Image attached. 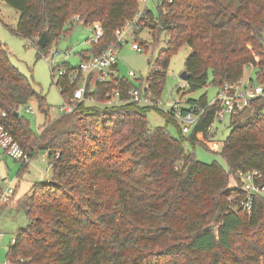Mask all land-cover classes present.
<instances>
[{"label":"trees","instance_id":"obj_1","mask_svg":"<svg viewBox=\"0 0 264 264\" xmlns=\"http://www.w3.org/2000/svg\"><path fill=\"white\" fill-rule=\"evenodd\" d=\"M3 1L20 12L16 33L37 47L38 56L47 55L75 24L101 22L103 37L80 52L81 61L115 43L116 32L139 11V0ZM158 11L155 16L146 10L148 20L140 27L149 28L153 41L139 36L135 40L147 49L165 35L167 48L150 60L152 71L138 78L140 86L147 82L161 97L171 59L186 46L191 49L185 58L190 78L186 89H178L182 98L209 84L220 89L238 82L247 65L257 69L256 84H264V0H165ZM74 16L79 21H73ZM46 30L49 44L43 47L37 41ZM60 66L52 68L54 78ZM62 68L65 74L56 84L64 99L71 98L79 86V77L72 80L71 76L79 65L64 62ZM134 87L138 86L128 77H112L94 88L89 84L86 94L102 105L107 94L119 91L127 99ZM34 99L47 118L39 135L20 112ZM187 102L206 108L188 140L193 146L210 147L208 142L216 134L210 128L219 105L207 107L206 94ZM49 109L46 98L12 63L7 45L0 40V122L31 159L44 150L53 162L52 178L35 182L16 200L29 222L16 232L7 260L264 264V197L256 198L250 212L230 209L229 202L239 192L231 187L238 172L258 170L264 184V97L231 116L229 135L219 141L228 169L216 161L198 160L187 151V139L173 136L167 127L152 128L149 109L139 103L95 106L82 101L73 112L53 119ZM33 139L37 141L32 144ZM27 166L22 164L19 174Z\"/></svg>","mask_w":264,"mask_h":264},{"label":"rangeland","instance_id":"obj_2","mask_svg":"<svg viewBox=\"0 0 264 264\" xmlns=\"http://www.w3.org/2000/svg\"><path fill=\"white\" fill-rule=\"evenodd\" d=\"M140 7L141 9H145V4L140 3ZM148 8L153 11L155 16H158V0H151ZM19 17L20 12L18 10L0 0V40L7 45L12 63L19 68L22 74L31 79L35 90L46 98L50 106L49 115L53 119L59 115L57 107L64 104L65 99L62 97L56 84L59 72L56 70L54 78L52 68L59 67L60 65V68H62L64 62L71 66L79 65L81 62L80 52L88 49L91 45L93 29L91 26H86L83 23L75 24L71 32L64 35L58 43H54L51 49V51H57L54 55H51L49 52L47 55L38 56L37 47L30 40L16 33ZM136 36L149 42L153 41V36L148 27L141 28L138 33L136 31ZM127 38L128 42L124 43L120 49L118 69L121 76L124 77H130L129 71H134L136 77H130V79L139 87L138 78H146L152 71L150 60L155 59L161 50L167 48L168 38L162 35L157 45L149 46L147 49L143 48L142 51L132 49V44L136 37L128 34ZM190 51L189 47H183L171 59L166 85L161 95L162 109L167 106L168 102L181 98L178 92V88L183 82L180 75L185 70V58ZM256 59L259 61L258 56H256ZM256 70V67L253 65L245 67L242 77L244 85L256 84ZM218 91L217 87L209 84L202 89L187 94L184 99H196L206 94L207 99L212 101L217 97ZM88 105L102 106L104 104L99 105L88 102ZM139 106L149 109L148 120L152 128L158 126L167 127L173 136L178 138L182 136L187 139L184 143L187 151L194 152L198 160L206 163L216 161L225 169H228L225 158L219 153L222 146H220L219 151H214L211 147H207L201 143L193 146L188 140L190 134L182 133L180 128L169 120L166 112L165 114L164 111L157 110L158 108L150 110L148 105L141 103ZM28 107L31 109L28 110ZM20 112L30 121V126L37 135L43 132L47 118L40 110L37 99L28 103L26 108H21ZM230 118V115L227 114L222 121L216 120L213 124V129H216L214 137L216 141L223 142L228 137ZM36 141V139H33L32 144ZM5 160L6 162L0 160V170L7 178L3 182V186L13 183L17 191L15 200L5 208L0 209V234L3 233L2 236L0 235V264H6L7 251L15 239L16 232L21 228H25L29 222L25 211L16 206V200L28 193L35 182L50 180L53 175L48 159V151L39 150L37 155L30 160L28 166L22 170L21 174H19V171L22 167V162L15 161L12 158H6ZM231 184H234L233 179L231 180Z\"/></svg>","mask_w":264,"mask_h":264},{"label":"built area","instance_id":"obj_3","mask_svg":"<svg viewBox=\"0 0 264 264\" xmlns=\"http://www.w3.org/2000/svg\"><path fill=\"white\" fill-rule=\"evenodd\" d=\"M150 1L151 0H139V11L132 20L128 21L124 27L116 32L115 43L106 48L102 54L92 56L88 60H82L80 62L79 68L71 76L72 80L79 77V86L74 91L73 97L66 98L64 104L57 107L59 112L58 116L73 112L77 103L82 101L97 103L93 96H87L86 94L89 84L94 88L98 82L103 83L112 79V77H121L118 69L120 49L124 43L128 42V34H132L133 37H136V31H139L140 27H142L148 20L145 14L146 10L149 9L148 4ZM164 1L165 0H158V5L162 4ZM168 1L172 2L173 0ZM140 3L145 4V9H141ZM73 21H79V17L74 16ZM90 26L93 29L91 43H96L104 35L103 26L99 21L93 22ZM135 39L132 44V49L142 51L143 47ZM56 52L57 51L54 50L50 51L51 55H54ZM68 53H70V51H68ZM57 70L59 72L58 77L65 74L64 68H58ZM129 76L136 77V73L131 70L129 71ZM182 81L183 82L179 88L183 90L187 88V81ZM259 97H264V84L244 85L242 79H240L236 83H227L224 87L220 88L217 97L212 101L208 100L207 107L219 105L220 111L216 120L222 121L227 114L230 115V117L240 114L251 106L253 100ZM126 101L145 104L149 107H156L170 114V116L181 125L183 132L186 134L190 133L193 126L197 123L206 109L197 104L190 105L187 102V99L182 97L178 100L168 102L167 106L162 109L161 97H156L154 95L147 82L139 87L131 89L127 99H123L122 94L119 91H115L113 94H107V99L103 104L117 105ZM30 109L31 108L28 107V110ZM2 116H6V113L3 112ZM210 131L212 133L216 132V129H213V125L210 128ZM208 143L211 149L215 151H219L220 146H222L221 143L216 140ZM6 158H12L23 164L29 163L31 160L30 153L18 143L13 134L8 132L5 129V126L0 122V160L4 161ZM50 166H53V162L50 163ZM6 179L7 178L0 170V206L11 203L16 196L15 184L8 183L7 186H3V182L6 181ZM261 179L262 174L258 170L238 172L237 176L233 178L234 184H231V187L239 189V192L229 197L230 209L236 210L241 208L250 212L256 198L264 197V184L260 182ZM0 235L2 236L3 233ZM6 264H30V262L21 257L16 262L7 260Z\"/></svg>","mask_w":264,"mask_h":264},{"label":"water","instance_id":"obj_4","mask_svg":"<svg viewBox=\"0 0 264 264\" xmlns=\"http://www.w3.org/2000/svg\"><path fill=\"white\" fill-rule=\"evenodd\" d=\"M37 44L43 47L48 46L49 44V31L46 30L44 31L41 36L38 38ZM181 79L184 81H188L190 78V74L188 73L187 70H184L182 74L180 75ZM16 115H19L18 112L15 113Z\"/></svg>","mask_w":264,"mask_h":264},{"label":"crops","instance_id":"obj_5","mask_svg":"<svg viewBox=\"0 0 264 264\" xmlns=\"http://www.w3.org/2000/svg\"><path fill=\"white\" fill-rule=\"evenodd\" d=\"M90 47V46H89ZM4 162H6V160H4ZM17 191V190H16Z\"/></svg>","mask_w":264,"mask_h":264}]
</instances>
